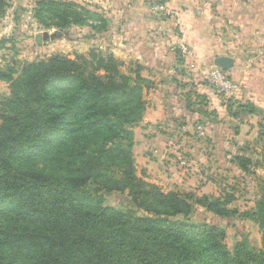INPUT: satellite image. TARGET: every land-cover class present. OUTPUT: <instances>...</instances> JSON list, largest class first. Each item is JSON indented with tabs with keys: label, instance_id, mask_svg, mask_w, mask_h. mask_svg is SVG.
I'll return each instance as SVG.
<instances>
[{
	"label": "trees",
	"instance_id": "obj_1",
	"mask_svg": "<svg viewBox=\"0 0 264 264\" xmlns=\"http://www.w3.org/2000/svg\"><path fill=\"white\" fill-rule=\"evenodd\" d=\"M62 5L75 6L41 0L34 14L42 23L59 17V27L77 22L60 14ZM120 66L111 53L91 51L89 58L53 54L26 63L15 77L0 69L10 88L0 101V202L21 219L0 221V264H264V195L251 213L261 247L231 255L225 229L201 219L197 209L229 218L237 212L227 207L231 198L164 191L135 174L131 128L154 83L141 75V65L134 75ZM114 131L119 140L82 163L67 155L81 134ZM37 154L47 164L36 165ZM232 160L248 172L249 155ZM114 191H126L130 205L105 204Z\"/></svg>",
	"mask_w": 264,
	"mask_h": 264
},
{
	"label": "rangeland",
	"instance_id": "obj_2",
	"mask_svg": "<svg viewBox=\"0 0 264 264\" xmlns=\"http://www.w3.org/2000/svg\"><path fill=\"white\" fill-rule=\"evenodd\" d=\"M38 1L41 0H6L4 13L0 15V69L12 73L15 77L24 64L47 59L53 54H61L71 59L78 56L89 58L90 52L95 51L111 53L121 61L120 69L123 73L134 75L133 70L139 64L138 61L125 54L117 57L112 50L100 46L101 43L102 46L106 44L103 43L104 37L99 36L105 27L101 19L106 18L95 8L89 7V3L85 0H54L62 3L71 2L75 5H62L60 10L65 13L60 14L66 16L69 21L77 20V22H69L66 26L59 27L56 23L61 20L57 16H45L43 19L46 24L36 18L34 10ZM156 1L154 0L153 4ZM164 2L167 12L155 11L158 17L170 13L166 0ZM85 8L96 13L85 14L82 12ZM117 44V40L110 41V48ZM176 49L173 51L172 62L176 72L173 70L171 72L175 76L169 74L164 76L159 73L154 79L143 75L145 72L141 70V75L151 79L154 85L144 90L146 100L144 114L131 128L134 136L132 154L135 174L164 191L193 193L197 196L208 195L220 198L222 201L231 198L227 207L236 209L237 212L231 213L229 218L219 217L200 206L197 208L198 213L201 219L225 229L224 243L231 255L238 252L243 254L250 249L256 250L262 245V234L251 213L256 209L261 195H264V137L263 142L252 135L239 143L238 141L227 143L219 141L222 137L218 132H212L209 137L206 134L209 130L193 125L196 122L195 114H200L203 119H213L214 115L212 112L210 118L207 114L208 100L200 96L201 94L194 89L192 94H185L186 90L193 88L194 82L190 77L201 63L193 57L190 58L192 48L188 45ZM114 50L117 51L118 48L114 47ZM121 50L124 51L123 48ZM250 64L254 67L264 66L262 61L250 62ZM207 76L208 73L204 72L201 74V79L211 83ZM229 78L232 77L228 76ZM214 85L215 89L220 91L219 95L222 99L224 97V104L228 103L231 99L225 98L224 91L218 84L214 83ZM186 86L188 88L183 90ZM162 87L169 90V96L178 100V105L186 107V110L189 109L190 118L193 120L189 121L186 128L182 127L179 130L176 123L163 122L165 118H160L161 116L152 108V104L159 97L156 92L162 90ZM9 92V82L0 78V101ZM148 111L150 116L145 121ZM262 122L264 123V120ZM262 130L264 129L259 127V133ZM120 136L118 131L96 135L91 132L81 134L77 139L78 144L67 155L75 165H78L85 160L86 155L96 152L101 147L110 146V143L118 141ZM216 138L219 140L215 141ZM242 153L249 155L251 159L248 172L240 170L232 160L235 154ZM43 158L42 155L37 154L32 157V161L38 166H43L47 164L43 163ZM104 203L115 207L130 205L126 191L105 194ZM11 212L12 208L7 203L0 202L1 222H11L14 219L21 221L18 215Z\"/></svg>",
	"mask_w": 264,
	"mask_h": 264
},
{
	"label": "crops",
	"instance_id": "obj_3",
	"mask_svg": "<svg viewBox=\"0 0 264 264\" xmlns=\"http://www.w3.org/2000/svg\"><path fill=\"white\" fill-rule=\"evenodd\" d=\"M85 1L106 18L104 30L99 33L106 44L100 46L112 50L117 57L130 55L143 66L145 76L155 79L159 73L173 75V51L184 45L192 48L190 58L201 65L190 77L193 88L185 94H192L193 89L201 94L208 100L207 114L211 118L213 112L217 119H203L195 114L193 125L209 130V137L212 132L221 134L222 138L215 141L239 143L253 135L263 142L264 135L258 130L264 119V66L254 67L250 62H264V0H166L170 13L163 17H158L153 9L154 0ZM113 40L118 44L110 48ZM217 56H228L233 64L220 68L213 63ZM213 69L232 77L228 79L232 89L224 91L225 98L231 99L228 103L224 104L215 85L201 79V74ZM169 93L165 87L158 90L159 97L152 108L165 118L163 122L176 123L179 130L186 128L193 120L189 109L178 105ZM248 104L253 107L252 112L246 107ZM149 116L148 111L145 121Z\"/></svg>",
	"mask_w": 264,
	"mask_h": 264
},
{
	"label": "built area",
	"instance_id": "obj_4",
	"mask_svg": "<svg viewBox=\"0 0 264 264\" xmlns=\"http://www.w3.org/2000/svg\"><path fill=\"white\" fill-rule=\"evenodd\" d=\"M153 9L155 11H166L167 9L165 7V2L164 0H157L156 3L153 4ZM209 77V80L211 83H216L218 86L221 88L223 91H228L231 88L232 84L229 82L227 76L218 69H213L208 73L207 78Z\"/></svg>",
	"mask_w": 264,
	"mask_h": 264
},
{
	"label": "water",
	"instance_id": "obj_5",
	"mask_svg": "<svg viewBox=\"0 0 264 264\" xmlns=\"http://www.w3.org/2000/svg\"><path fill=\"white\" fill-rule=\"evenodd\" d=\"M214 65L220 68H229L233 64V59L228 56H217L213 59Z\"/></svg>",
	"mask_w": 264,
	"mask_h": 264
}]
</instances>
